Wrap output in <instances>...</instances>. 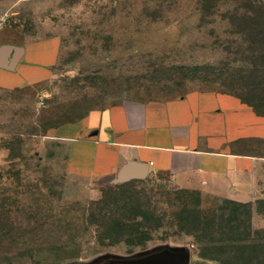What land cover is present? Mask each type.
Segmentation results:
<instances>
[{
    "label": "rangeland",
    "instance_id": "1",
    "mask_svg": "<svg viewBox=\"0 0 264 264\" xmlns=\"http://www.w3.org/2000/svg\"><path fill=\"white\" fill-rule=\"evenodd\" d=\"M4 17L19 41L57 36L60 55L35 88H0V264L159 245L190 264H264V203L201 210L163 173L122 180L68 155L80 121L118 102L214 89L264 111V0H22Z\"/></svg>",
    "mask_w": 264,
    "mask_h": 264
},
{
    "label": "crops",
    "instance_id": "2",
    "mask_svg": "<svg viewBox=\"0 0 264 264\" xmlns=\"http://www.w3.org/2000/svg\"><path fill=\"white\" fill-rule=\"evenodd\" d=\"M20 1L0 0V88H35L54 76L59 60L57 36L19 41L10 34L4 16ZM80 126L68 155L87 158L92 173L126 166L134 179L163 173L201 210L246 203L257 211L264 201V111L236 94L192 89L173 99L127 100Z\"/></svg>",
    "mask_w": 264,
    "mask_h": 264
},
{
    "label": "water",
    "instance_id": "3",
    "mask_svg": "<svg viewBox=\"0 0 264 264\" xmlns=\"http://www.w3.org/2000/svg\"><path fill=\"white\" fill-rule=\"evenodd\" d=\"M145 174V173H144ZM141 174V175H144ZM120 179L132 178L136 175L130 166L122 168ZM140 176V175H139ZM94 264H190V252L184 248L170 245H159L128 257L101 258Z\"/></svg>",
    "mask_w": 264,
    "mask_h": 264
},
{
    "label": "trees",
    "instance_id": "4",
    "mask_svg": "<svg viewBox=\"0 0 264 264\" xmlns=\"http://www.w3.org/2000/svg\"><path fill=\"white\" fill-rule=\"evenodd\" d=\"M237 95V94H236ZM239 96V95H238ZM249 103V102H248ZM251 104V103H250ZM251 105H253V104H251ZM260 203H264V201H260L259 203H258V205L260 204ZM235 204V203H234ZM261 210L259 211V212H261V213H263L264 214V210L262 209V208H260ZM262 263H264V254L262 255V257H261V260H260Z\"/></svg>",
    "mask_w": 264,
    "mask_h": 264
}]
</instances>
